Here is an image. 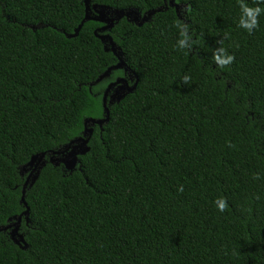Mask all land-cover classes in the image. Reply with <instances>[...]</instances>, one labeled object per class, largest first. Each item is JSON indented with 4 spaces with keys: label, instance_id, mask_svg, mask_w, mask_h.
<instances>
[{
    "label": "trees",
    "instance_id": "16d2710c",
    "mask_svg": "<svg viewBox=\"0 0 264 264\" xmlns=\"http://www.w3.org/2000/svg\"><path fill=\"white\" fill-rule=\"evenodd\" d=\"M169 1L90 0L162 9L106 32L135 89L87 125L74 171L45 156L25 187L26 248L0 231V264H264V0ZM241 3L261 8L250 32ZM83 17V0H0V228L25 210L21 167L81 137L126 78L95 82L117 59L100 23L65 37Z\"/></svg>",
    "mask_w": 264,
    "mask_h": 264
},
{
    "label": "water",
    "instance_id": "95a60500",
    "mask_svg": "<svg viewBox=\"0 0 264 264\" xmlns=\"http://www.w3.org/2000/svg\"><path fill=\"white\" fill-rule=\"evenodd\" d=\"M84 4V17L74 29L72 34H65L66 38H74L77 36L79 30L82 25L87 21H94L101 24L97 30L94 31V35L99 41L103 44V48L105 52H111L112 55L117 59V63L112 67L106 69V71L100 75L95 82L100 81L102 78L108 75L111 70L121 69L125 76L129 78V80H133L132 85L128 84V80L125 77H121L116 79L115 81L108 84L102 94L101 104L103 109V117L99 119L94 118H86L83 122V133L81 137H78L68 144L64 146L63 149L58 150L56 152L47 153H39L30 157L29 161L21 167L22 172H29L27 177L25 178V182L23 184L21 190V203L25 207L24 212H22L19 216L14 217V221L7 226L0 228V231H5L9 229V237L11 241L17 245L20 249L26 248V243L23 239V236L18 232L19 225L21 221V217L24 216L25 223L28 222V207L24 201V193L25 187L28 185L29 187L36 180L39 170L44 166L46 159L45 156L48 157V161L55 166L61 165L66 171L71 172L74 171L77 163L78 157L83 156L88 152L87 143L92 134V128L87 125L97 126L101 129L102 125L108 122L109 110L107 106L112 105L113 103H119L126 95L133 92L135 86L137 84V80L135 78L134 73L130 70L129 67L123 61V55L119 47L115 45L112 41L111 37L106 32L110 31L114 24L119 21L121 18H125L127 21L136 24L137 26H141L143 23H146L154 12L161 11V7L152 11H148L147 13L140 14L137 11L131 9H112L105 5L90 6V0H83ZM168 6L173 7L175 12H178L180 6L174 3V0H170L168 2ZM34 29V28H32Z\"/></svg>",
    "mask_w": 264,
    "mask_h": 264
},
{
    "label": "clouds",
    "instance_id": "9594fccd",
    "mask_svg": "<svg viewBox=\"0 0 264 264\" xmlns=\"http://www.w3.org/2000/svg\"><path fill=\"white\" fill-rule=\"evenodd\" d=\"M241 9H242L243 15L241 16V19H240V26L247 29L250 32L254 27H256V23H257L256 17L260 14L261 8H259V7H256V8L248 7V6L244 5L243 3H241ZM180 43L182 45L183 41H180ZM231 60H232V57L229 56V57H227V60H221L220 62L221 63H228ZM218 207L220 210L224 209L225 205H224L223 200H221L219 202Z\"/></svg>",
    "mask_w": 264,
    "mask_h": 264
},
{
    "label": "flooded vegetation",
    "instance_id": "af4514ba",
    "mask_svg": "<svg viewBox=\"0 0 264 264\" xmlns=\"http://www.w3.org/2000/svg\"><path fill=\"white\" fill-rule=\"evenodd\" d=\"M97 5H98V4H94V5H93V4H90V6H96V7H98ZM100 27H101V26H100ZM105 34H106V33H105ZM116 79H119V78H116ZM116 79H115V80H116ZM126 79L128 80V84L131 85V84H132V80L130 81L129 78H128L127 76H126ZM115 80H113V81H115ZM113 81H112V82H113ZM110 83H111V82H110ZM110 83H109V84H110ZM107 85H108V84H107ZM107 85H106V86H107ZM105 88H106V87H105ZM104 90H105V89H104Z\"/></svg>",
    "mask_w": 264,
    "mask_h": 264
}]
</instances>
